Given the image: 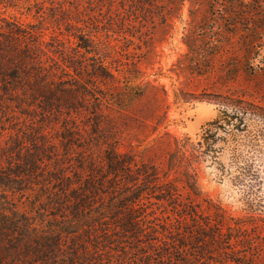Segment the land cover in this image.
I'll list each match as a JSON object with an SVG mask.
<instances>
[{
    "label": "trees",
    "instance_id": "16d2710c",
    "mask_svg": "<svg viewBox=\"0 0 264 264\" xmlns=\"http://www.w3.org/2000/svg\"><path fill=\"white\" fill-rule=\"evenodd\" d=\"M253 1L208 0V3L213 10L220 7L223 25H217L228 31L229 27L238 26L240 18L256 11L252 10ZM257 4L261 23L244 26L237 48L240 55L233 58L230 68L243 71L250 81L264 75V58L258 70L251 63L264 31V12L261 4ZM68 25L74 48L62 46L57 36L46 41L37 25L9 22L0 15V116L34 112L41 119L55 120L84 107L83 103L92 97L90 88L95 89L94 80L101 87L120 81L119 66H110L108 54L97 48L94 36L76 25ZM232 32L229 30L228 34ZM214 33L215 29L210 28L202 45L186 40L194 65H199L197 57L218 53L227 41ZM64 49L85 60L76 65L75 60L73 63L68 60L69 69L60 68L49 53L66 60L68 54ZM89 54L97 60L91 64L92 72L86 62ZM58 70L69 78L59 77ZM123 75L124 90L109 99L118 118L127 110V97L133 96L134 87H138L129 83V77L135 75ZM244 95L228 92L204 98L222 106L224 115L203 129L198 144L174 138L169 157L173 169L190 160L188 151L197 158L205 152L202 147L211 148L220 129L227 132L233 142L232 152L237 155L241 143L254 147L264 139V104ZM101 100L97 98L100 106ZM91 116L90 125L95 131L110 117L97 110ZM62 139L66 144V138ZM107 148L102 156L97 154L101 166L95 163L96 158L87 155L85 167L89 173L81 177L79 172L68 168L65 162L68 156H59L42 132L24 139L22 133L15 139L0 136V264L247 263L251 245L247 229L242 227L241 220L228 216L219 204L203 194L194 169L186 166L182 170V187L186 190L183 197L176 180L167 179V173L162 178L156 167L148 163L133 167L129 157L114 145ZM249 167L246 163L243 169ZM29 194L34 196L27 202L29 209L35 208L33 213L18 206L20 199ZM162 205L168 207L174 220L168 214L156 213Z\"/></svg>",
    "mask_w": 264,
    "mask_h": 264
},
{
    "label": "rangeland",
    "instance_id": "374dc122",
    "mask_svg": "<svg viewBox=\"0 0 264 264\" xmlns=\"http://www.w3.org/2000/svg\"><path fill=\"white\" fill-rule=\"evenodd\" d=\"M255 2L261 4L264 12V0L252 2V10L258 11ZM256 11L239 21L235 18L239 24L229 27L233 32L228 34L229 30L217 25H223L219 18L220 7L213 10L208 0H0L1 17L9 22L39 26L46 41L57 36L63 42L62 46L74 48L68 24L80 27L82 32L94 36L99 50L108 54L110 66L118 65L122 72L119 82L102 87L88 74L86 77L94 80L95 89L90 88L92 97L77 112L65 113L55 120L41 119L34 112L29 115L8 113L6 118L0 116V136L15 139L22 133L24 139L34 138L37 132H42L59 156H68L65 160L68 168L79 172L81 177L89 173L85 167L87 155L96 158L95 163L101 166L97 154L102 156L109 144L114 145L129 157L133 167L148 163L156 167L162 178L167 173V179H175L183 197L186 190L182 187V170L190 166L196 172L203 194L219 204L228 216L241 220L242 227L247 229L251 245L246 264H264V139L254 147L241 143L237 155L232 152L233 142L227 132L220 129L215 143L211 148L202 147L205 152L197 158L188 151L190 160L176 169L169 164L174 138L198 144L203 129L224 115L222 106L204 98L233 92L264 104V75L250 81L243 71L230 70L233 58L240 55L237 48L244 26L261 23L262 16ZM210 28L215 29L218 38L221 36L227 41L218 53L197 57L199 65H194L186 40L189 44L202 45ZM256 49L258 53L252 56L251 63L258 70L264 58V31ZM65 52L68 54L66 60L49 53L60 68L68 70V60L72 63L75 60V65L85 60L73 52ZM91 56L86 58L89 72H92L91 64L97 61ZM70 73H74L72 69ZM123 74L135 75V78L129 77V83L138 84V87H134L133 96L127 97V110H123L122 118H118L115 110H111L113 106L109 99L115 92L124 90ZM57 75L69 78L60 70ZM105 93L106 97L103 96ZM97 98L102 99V106L97 103ZM96 110L103 116L108 113L111 118L104 120L97 131L90 125L91 114ZM62 136L66 138V144ZM89 142L91 146L87 147ZM246 163L250 167L243 169ZM30 198L34 199V196L22 197L18 206L33 213L35 208H28ZM158 208V215L168 214L174 220L175 216L167 206Z\"/></svg>",
    "mask_w": 264,
    "mask_h": 264
}]
</instances>
